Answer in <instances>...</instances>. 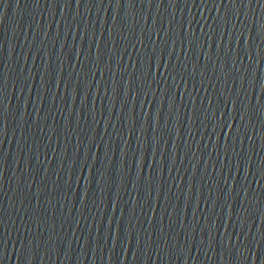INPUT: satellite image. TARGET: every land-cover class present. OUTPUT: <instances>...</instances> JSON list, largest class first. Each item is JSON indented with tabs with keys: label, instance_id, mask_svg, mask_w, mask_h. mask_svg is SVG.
I'll use <instances>...</instances> for the list:
<instances>
[{
	"label": "water",
	"instance_id": "1",
	"mask_svg": "<svg viewBox=\"0 0 264 264\" xmlns=\"http://www.w3.org/2000/svg\"><path fill=\"white\" fill-rule=\"evenodd\" d=\"M0 264H264V0H0Z\"/></svg>",
	"mask_w": 264,
	"mask_h": 264
}]
</instances>
